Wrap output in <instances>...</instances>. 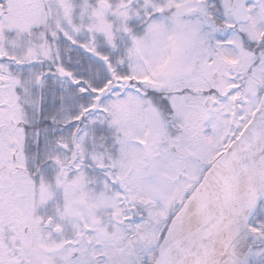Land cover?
<instances>
[{
  "label": "snow or ice",
  "instance_id": "6c2138e0",
  "mask_svg": "<svg viewBox=\"0 0 264 264\" xmlns=\"http://www.w3.org/2000/svg\"><path fill=\"white\" fill-rule=\"evenodd\" d=\"M0 264H264V0H0Z\"/></svg>",
  "mask_w": 264,
  "mask_h": 264
}]
</instances>
